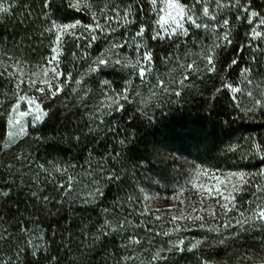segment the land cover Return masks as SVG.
<instances>
[{
	"label": "trees",
	"instance_id": "obj_1",
	"mask_svg": "<svg viewBox=\"0 0 264 264\" xmlns=\"http://www.w3.org/2000/svg\"><path fill=\"white\" fill-rule=\"evenodd\" d=\"M81 2L100 10L130 11L135 15L140 11L137 0ZM0 3L10 7L9 13H0V48L8 46L29 60L45 47L42 35L49 20L70 19L65 0H52L47 9L44 0H0ZM201 7L197 5L198 14ZM209 9L218 18L229 19L233 41L217 50L216 72H188L189 86L176 89L179 96L166 94L154 87L156 77L159 75L165 82L181 78L184 70L179 64L191 63L193 56L201 52L200 43H210L206 42L210 35L192 30L187 45L181 44L179 52L173 47L175 41L166 39L163 46H159L160 41H153L154 67L146 82L141 83L137 75L131 79V72L124 76L125 71H121L124 69L119 67L102 68L106 75L102 78L107 77L119 91L131 81L129 100L121 102L123 111L114 109L110 116L103 115L102 90L99 82H95L94 92L89 96L81 93L57 96L39 128L12 147L0 150V193H7L0 195V230H6L8 235V241L0 242L3 244L0 261H8L9 257L15 264H201V261L261 264L264 261V227L259 221L247 223L243 231L239 229L231 232L232 235L192 231L186 236L194 235L199 241L195 249L189 252L191 245L185 244L180 246L185 249L182 252L178 248L167 251L171 247L169 242H175L162 234L172 233L168 216L163 215L168 211L153 210L181 194L169 190L184 187L186 192L193 180L204 173L218 176L244 173L247 186L242 184L238 200L243 206L256 201L257 187L264 189V175H260L264 172V108L254 103L256 99L264 100L263 85L255 80L241 83L240 76L242 67L256 70L260 67L249 60L251 49L237 51L250 42L245 33L251 25L236 20L237 12L231 8L220 10L211 3ZM250 10L264 16V0H251ZM260 30L264 32V26ZM185 51L190 55L184 56ZM174 52L181 55V60L177 62L173 57L166 67L162 58ZM79 54L77 57H81ZM234 58H239L240 63L229 68ZM172 68L176 71L171 76L164 75ZM225 82L241 89L237 103L229 89L223 87ZM6 88L7 81L0 69V142L7 139V120L16 103ZM136 91L146 103L140 102L141 96ZM249 91L252 96L248 95ZM41 165L48 169L47 173L40 170ZM55 167L67 172L62 175L55 172ZM69 175L74 178L72 190L63 196L64 190H56L49 181L54 177L56 183H61ZM34 192L62 202L48 204L45 211L43 202L32 195ZM105 220L115 231L102 227ZM22 221L32 229V234L43 236L42 241L34 243L43 244L46 251L42 248L33 256L31 248L21 243L23 252L16 258L17 245L12 238L25 241L19 231ZM132 238L140 243H129ZM221 239L224 243H219ZM161 248L165 249L160 253L162 258L153 259Z\"/></svg>",
	"mask_w": 264,
	"mask_h": 264
},
{
	"label": "snow or ice",
	"instance_id": "obj_2",
	"mask_svg": "<svg viewBox=\"0 0 264 264\" xmlns=\"http://www.w3.org/2000/svg\"><path fill=\"white\" fill-rule=\"evenodd\" d=\"M52 0H44V8L47 9L49 5L51 4ZM160 4L163 5L162 8H160L157 11V18L153 21V27L151 30H149L148 25L146 24H138V30L132 35L131 40H125L123 43H116L112 44L108 51H112L116 48H125L126 46L132 47L134 49L135 53V62L133 63L132 60H129L127 57H123V63L121 58H117L114 61L111 59L106 58L105 55H101L97 57L92 63L96 65V67H92L91 65L88 67L86 73L84 75H87L89 73H93L99 70L100 66H111V65H121L122 67H128L132 66L134 69H136V75L139 77L141 83H144L147 81L148 76L152 74L153 67H154V60H153V54L151 48L145 43L146 40L150 39L151 41H163L165 39H168L170 41H175L173 44V47L179 52L181 44H184L185 46L188 43V38L192 35L190 32V27L195 28L197 30H203L206 33H209L211 36L214 37L212 39L211 44L205 45L203 42L200 43L201 52L198 54L202 63H197L196 60H193L191 63L188 64H179V67L184 70L185 73L192 72L195 73H202V72H216V58L218 56V49H223L228 47L233 43L231 40V29L229 27V19L227 18H218V16L215 13H210L209 4L214 3L215 7L220 10H224L227 8H231L234 11L237 12V15L235 16L236 20H244L247 24L251 25L249 31L245 33L246 36L249 37L250 42L245 45L244 48L237 49L238 52H243L245 49H251V54L249 55V60L253 63H257L260 68H264V55H261L257 57V53H264V32H262L260 29L262 26H264V16H261V14L258 11L250 10L251 6V0H226V2H222V0H191L189 4H182L179 2V0H159ZM149 5H151L152 10H157V3L158 0H148ZM197 5H201V9L199 14L197 13ZM71 7L76 8L77 11L80 10L79 3L77 4H71ZM10 7L0 3V13H9ZM163 12L164 14L161 15L160 13ZM246 14V15H245ZM101 15H105V13L102 11ZM130 13H126L124 17L120 18L118 21L122 25H127L128 23H136V21L133 19L131 21L128 20V16ZM95 13H93V19L95 20ZM205 18H207L208 21H214L215 24H211L208 22H205ZM45 19H48L46 16ZM111 17H106V22L111 20ZM254 20H257V23H253ZM52 27L46 29L47 32L53 33L55 35V40L53 41V44H58L61 38L62 33H67L69 29H75L77 26L80 25V21H75L71 24H64L59 25L54 20H49ZM188 25V26H186ZM86 29H91L88 36L84 37L87 39L88 45L87 47H91L92 43L97 40V36L94 34L97 29L100 30L102 33V36L106 37L111 34V32H114L115 29L109 28L108 30H105L104 27H102L98 21H96L95 28H92L91 25L83 26ZM224 30L222 33L219 30ZM147 33V35H146ZM139 38V39H137ZM255 41H260L259 44H254ZM52 53L57 52V48L54 46L51 48ZM75 56V53L73 54ZM87 55V54H85ZM184 56L190 55V52L185 51L183 53ZM175 57V60L179 62L181 60V55L177 53H171L165 57L162 58L163 64L167 67V63L170 59ZM53 58H46V61L49 65L52 64ZM240 60L239 58H234L229 63L228 67L232 68L235 65L239 64ZM52 76L48 79L41 80L40 82L47 86V92L45 87H36L35 91L40 93L41 96L39 99H44L45 95L48 99H54L56 96H58L64 88L68 86L70 83H74L77 86L82 85L83 79H75L73 80L72 74L68 73L66 76H64L63 83H60V77L63 75L61 72L58 71V61L57 66L52 67L51 69ZM176 68H172L170 72L165 73L164 75L171 76V72H175ZM256 71L255 68L251 66H245L241 68L240 76L243 77L245 80H247L249 83H251V80H248V76L251 73H254ZM45 76H47V70L45 71ZM57 81L55 88H53L52 81ZM189 80V76L187 74H184L181 76L180 79L171 78L167 82L164 81L159 75L156 77V84L154 85L155 88H159L163 92L167 93L170 90L172 93L176 96L180 95L179 91H175V89H170L169 85H178L180 87H187L189 85L186 84V81ZM23 81H20L16 85V93L17 95V101L13 104L10 112L11 113H18V116L9 115L7 123L9 125V130L7 131V139L3 142H0V150L3 148L10 147L13 143L16 142V140L19 138V136L26 134V126L23 122H21L20 118H26L31 116L32 120L31 123L33 126H35L38 123H42L43 119L47 117L48 112L44 111L42 109V106L39 102H37V97H29L27 93L24 95H18L20 91V83ZM36 81L31 80L29 82V88L35 87ZM103 86L105 87V96L109 103H107L105 106L111 108L113 105H115L116 111H123L124 105L121 103V100L127 101L129 100L128 91L131 85V81H128L125 88L122 89L120 92H116L112 88V83L109 80H104L102 82ZM223 87L226 89H229L233 93H239L241 92V89L238 87H233L232 84L224 83ZM86 89V85H85ZM112 92V95H108V91ZM69 91L75 92L76 88H71ZM217 91H220V89H217ZM137 96H141L139 91H136L135 93ZM249 96H252V92H248ZM20 102H25L27 105L26 111H19L20 108ZM141 103H146V100L144 97L141 96ZM254 103L256 105H259L261 108H264V100L256 99L254 100ZM35 105L36 111L33 112L32 106ZM251 110V109H250ZM110 114V113H109ZM78 140L79 137H76ZM120 143H124V141H120ZM257 149H259V145L256 146ZM40 170L47 173L48 169L45 168L43 165L39 166ZM55 172H59L62 175L67 172V169H61L59 167L54 168ZM39 175V173H37ZM199 175V173H198ZM232 175L238 176L239 180L243 183H247V181L244 180V173H233ZM260 175H264V172H261ZM73 177L69 175L67 179L64 182L56 183L55 178L52 177V179L49 181L50 183H53L56 190L63 189V196H67L68 193L72 190V181ZM67 185V187H66ZM43 191V189H41ZM97 192H99V189H96ZM218 191V190H217ZM241 191V188H238L236 186H233V190L228 193L227 196H223V200L225 203L220 204L219 206L224 209V215L226 216L228 212H231L234 208H236L235 196L233 195V192H239ZM257 191H264V189H261L260 187H257ZM90 195L92 193H89ZM103 195V193H100ZM0 195H7V193H0ZM32 195L37 199L43 202L45 205V211H47V205L52 204L54 201L56 203H60L62 201L57 200L55 197H49L47 195L40 197L38 193L34 192ZM211 195V194H210ZM147 199V198H146ZM87 202V201H86ZM231 203V207H229V204ZM107 211V210H105ZM142 215L145 213H141ZM210 215L215 216V212H211ZM180 218H184L183 214H181ZM2 219V217H0ZM157 219H160V217H157ZM173 220H176L177 217L173 216ZM188 219L199 221L203 220V217L201 216H189ZM257 220L260 222V225L264 227V206L262 205H256L255 210L252 212L251 216H246L243 211L238 212V216L235 217V223L237 226H239L240 230H244V225L253 221ZM203 227V224L200 225ZM225 227L231 226V220L227 224L224 225ZM102 227L109 228L111 231H115L114 228L111 227V224L109 221L105 220ZM121 228L123 229V224H121ZM179 231V229H176ZM19 231L24 234L25 241H18L16 237L12 238V242L17 245V250L15 252V256L17 259L21 256L23 252V247H20L21 243H26V245L31 248L32 255L35 256L37 252L41 251L43 248L44 251H46V248L41 243H34V241H42L43 236L42 235H34L32 234V229L29 227H26L24 225V222L22 221L19 226ZM212 231H219V229H212ZM6 230H0V242H6L8 241V235H5ZM105 235H108L109 232H105ZM164 236L170 235L169 232L162 233ZM11 235V234H9ZM129 243L131 244H139L140 240L132 238L130 239ZM171 244V247L167 249V251H172L173 248H178L181 252L185 249L183 247H180L184 244V240L180 239L178 242H169ZM219 243H224L223 239L219 241ZM199 244V241L196 243H193L191 247L187 249V251L191 252L193 249L197 247ZM122 247L127 248V245H122ZM3 244H0V250H2ZM165 249L161 248L159 249L153 259L156 258H162L160 256V253L164 251ZM125 260L129 259V257H124ZM244 259H248V257H244ZM9 261H12V258L9 257L8 261H0V264H9ZM12 264H15L14 261H12ZM201 264H207V261H201ZM261 264H264V261L261 262Z\"/></svg>",
	"mask_w": 264,
	"mask_h": 264
},
{
	"label": "rangeland",
	"instance_id": "obj_3",
	"mask_svg": "<svg viewBox=\"0 0 264 264\" xmlns=\"http://www.w3.org/2000/svg\"><path fill=\"white\" fill-rule=\"evenodd\" d=\"M140 4V11L139 14H132L130 11H108L106 9L100 10L96 7H92L91 5H88V3L84 2L82 3L81 0H65V4L67 6V10H69L70 19H62L55 17L53 20L59 24H71L75 21H80V25L77 26L75 29H69L67 33H62L60 41L58 44H53V41L55 40V35L53 33H49L46 30L43 32L42 39L45 42V47L42 48L41 53H38L36 57L29 60L27 59L23 53L16 54L13 52L8 46H2L0 48V69H2V74L7 81V94L10 97L16 98L17 101V95L16 93V85L18 82L23 81L20 83V91L18 95H24L27 93L29 97H37L39 102L42 106V109L44 111L50 112L51 104H53V101L56 100V97L54 99H48L45 95L44 99H39L41 96L40 93L35 91L36 87H45L47 92V86L42 84L40 81L44 79H48L52 76L51 68L57 66L58 61V71L61 72L63 75L60 77L59 82L63 83L64 76H66L68 73L72 74L73 80L75 79H83V84L80 86L75 85L74 83L68 84L66 88L58 95V96H64V95H76V94H83V96H89L93 94V84L95 82H99L102 93L100 94L103 96L101 109L103 115L110 116L111 112L115 109V105H113L111 108L106 107L105 105L109 103L105 96V87L103 86L102 82L104 80H108L106 78H102V76H106L105 72L103 73L102 68H105V66H100L99 70L93 73H89L87 75H84L86 73L88 67L91 65L92 67H96L94 63H92L97 57L101 55H105L106 58L115 60L117 58H121L123 63V57H127L129 60H132V62H135V53L134 49L132 47L126 46L125 48H116L112 51H108L110 46L112 44L116 43H123L125 40L130 41L132 35L138 30V24H146L149 27V30L153 27V21L157 18V11L163 7L162 4H160L159 0L157 3V10L154 11L151 8V5H149L148 0H137ZM182 3L181 1H179ZM71 4H77L80 5V10L77 11L76 8L71 7ZM183 4V3H182ZM104 12L105 15H101V12ZM71 12V13H70ZM77 15H75V14ZM93 13H95V20L93 19ZM126 13H130L128 16V20H135L136 23H128L127 25H122L118 21L120 18L124 17ZM161 15L164 13L161 12ZM106 17H111L112 19L106 22ZM96 21L99 22V24L105 28V30H108L109 28L115 29L114 32H111L110 35L104 37L102 36V33L99 29L95 31V35L97 36V40L92 43V46L89 48L88 40L84 37L88 36L91 29H86L83 26L91 25L92 28H95ZM205 22L213 24L214 21H208L207 18H205ZM49 26L46 28L52 27L50 23H48ZM188 26V25H186ZM195 33L203 34V30H197L195 28L190 27V32L193 34V31ZM221 33L224 30H219ZM147 35V33H146ZM210 35V34H209ZM139 39V38H137ZM212 39H214L213 36L210 35L209 38L206 37V42H210L211 44ZM166 40V39H165ZM160 41L159 46H163L164 41ZM153 41L150 39L146 40L145 43L151 48L155 49V45H152ZM156 42V41H155ZM257 43H260V41H255ZM57 48L56 53L51 52L52 47ZM158 46V47H159ZM264 47V45H262ZM201 49V48H200ZM68 51V54H66ZM80 52L79 56L77 57L78 53ZM75 53V56L73 55ZM87 54V55H85ZM259 55H264L262 53H259ZM52 64L49 65L46 61V58H53ZM76 62V65L73 64V61ZM193 60H196L197 63H202L199 55H194L191 59V62ZM72 62V63H71ZM71 63V64H69ZM185 64V63H184ZM107 67H119L125 71L124 76L130 75L131 72V79L132 77L135 78L136 76V69H134L132 66L128 67H122L121 65H111ZM47 70V76H45V71ZM185 74V72H183ZM188 74V72L186 73ZM174 76V75H173ZM175 79H180L176 77ZM31 80H35L36 84L35 87L29 88V82ZM248 80H255L258 82V84L263 85L262 94L261 97L264 98V68H257V70L254 73L249 74ZM248 81L245 80L242 77L241 83H247ZM53 88H55L57 81H52ZM86 85V89H85ZM180 86L178 85H169L170 89H178ZM233 87H238L234 86ZM71 88H76L75 92L69 91ZM112 88L116 92H120L119 89L114 87L112 85ZM239 88V87H238ZM230 91V90H229ZM172 91L170 90L166 94L171 95ZM232 98L237 103V96L239 93H233L231 92ZM108 95H112V92L109 90ZM122 102V100H121ZM27 105L25 102H20V108L19 111H26ZM33 112L36 111L35 105L32 106ZM110 113V114H109ZM11 115L18 116V113H11ZM9 114V115H10ZM47 115V117H48ZM45 117L43 119L42 123H38L35 126L32 125L31 120L32 117H26V118H20L21 122H23L26 126V134L19 136V138L16 140L15 143H17L19 140L24 138L31 132L32 130H36L39 128L47 119ZM9 130V125L7 123V131ZM15 143H13L10 147H12ZM7 147V148H10ZM244 180H247V177L244 176ZM243 183L239 180L238 176L234 175H224V176H218V175H211V174H202L201 176H197L193 182L192 187L189 188L186 192V188H177V189H171L169 190L170 193L173 194L174 191L179 192L180 195L176 198H173L169 201H165L164 204L162 203V207L158 206L153 210H160L164 209L167 210V213H164L163 215L168 216V225L170 235H168L169 240H173L175 242H178L180 239L184 240V244L192 245L197 240L194 239V235L186 236V234H190V232L198 231V230H206L208 233L218 236L224 235L225 233L230 234L231 232H236L239 230V226L235 223V217L238 216L239 211H243L246 216H251L252 212L255 210L256 205H262L264 206V191H258L256 201L252 203L251 205L243 206L241 203H238L239 199V192H233V195L235 196L234 203L236 204V208H234L231 212H228V214L225 216L224 209H222L219 205L222 203H225L223 200V196H227L230 191L233 190V186H236L238 188H242ZM247 186V185H246ZM249 186V185H248ZM218 190V191H217ZM242 190V189H241ZM182 191V192H181ZM211 194V195H210ZM223 194V196L221 195ZM260 197V198H259ZM166 199V198H165ZM158 205V204H157ZM231 203L229 204V207H231ZM211 212H215L216 215L212 216L210 215ZM181 214H183L184 218H180ZM177 217L176 220H173L172 217ZM189 216H201L203 217V220L194 221L188 219ZM231 220V226L225 227L224 225L227 224ZM186 222V223H185ZM258 222L257 220H253L249 222L250 224H254ZM185 223V224H182ZM188 223V224H187ZM191 223V224H189ZM203 224V227L200 225ZM182 225H184V229H182ZM247 225V224H245ZM244 225V227H245ZM179 229L177 231L176 229ZM204 228V229H203ZM219 229V231H212V229ZM243 231V230H242ZM175 233V234H174ZM216 234V235H215ZM235 234V233H233Z\"/></svg>",
	"mask_w": 264,
	"mask_h": 264
}]
</instances>
